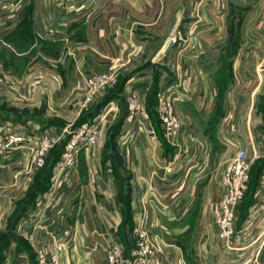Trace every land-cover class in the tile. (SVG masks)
I'll return each instance as SVG.
<instances>
[{"label":"crops","instance_id":"0c3cea01","mask_svg":"<svg viewBox=\"0 0 264 264\" xmlns=\"http://www.w3.org/2000/svg\"><path fill=\"white\" fill-rule=\"evenodd\" d=\"M168 1L0 2V62L12 76L0 91V119L58 133L105 114L101 137L79 153V195L69 205L55 197L58 148L49 152L43 169L32 168L24 157L0 159V234L20 216L15 229L26 243L24 251L16 242L4 244L0 264H24L19 260L25 257L33 264L27 254L43 243L59 254L61 264H104L105 248L140 228L162 241L161 264H264V210L258 208L264 93H244L237 84L247 66L239 52L253 45L237 43L233 29L225 28L217 57H204L207 40L193 37L189 48L179 43V33L157 31L169 15ZM218 27L215 34L221 22ZM234 35L242 39L236 30ZM196 47L203 58L194 60L189 51ZM105 72L117 74V85L82 109L84 76ZM166 88L184 121L176 141L164 135L156 109ZM131 92L149 116L138 133L126 121ZM148 128L155 139L147 136ZM233 135L246 151L250 174L257 168L258 176L250 204L244 206V199L236 210L238 249L227 252L214 213L219 179L236 151L229 144Z\"/></svg>","mask_w":264,"mask_h":264},{"label":"built area","instance_id":"2783aa9c","mask_svg":"<svg viewBox=\"0 0 264 264\" xmlns=\"http://www.w3.org/2000/svg\"><path fill=\"white\" fill-rule=\"evenodd\" d=\"M4 82V74L0 69V85ZM116 82L115 72L102 73L85 79L87 88L85 105L92 103L99 93L113 89ZM174 102V94L166 88L159 93L156 104L162 131L170 141H176L184 134V121L177 113ZM126 103V121L129 131L138 133L140 125L147 122L149 116L135 92L128 94ZM104 119L105 114H97L70 132L58 133L50 132L49 129H27L30 122L14 124L0 119V159L11 162L24 157L29 160L32 168L41 169L44 167L49 152L56 146L62 145L60 159L55 167L52 180L57 201L69 205L79 195L77 175L79 153L93 146L101 137ZM146 134L151 139H155L154 129L148 128ZM230 139L229 144L232 148L235 147L236 151L219 179L222 191L215 204L214 213L217 237L227 252L238 249L236 247L239 242L236 230V210L245 198L250 175L246 151L238 147V139L235 135ZM259 197L261 200L258 208L264 210V186H262ZM133 237L135 243L129 251L118 239L110 243L104 250L103 263L161 264L164 246L159 237L150 235L143 228L135 230ZM66 238L69 239V236ZM65 240L59 245L64 244ZM19 261L28 264L27 257ZM34 262L35 264H61L59 254L50 250L46 243L36 247Z\"/></svg>","mask_w":264,"mask_h":264},{"label":"rangeland","instance_id":"374dc122","mask_svg":"<svg viewBox=\"0 0 264 264\" xmlns=\"http://www.w3.org/2000/svg\"><path fill=\"white\" fill-rule=\"evenodd\" d=\"M165 7L166 14L169 15L167 16V19H164L160 22V24H158L157 31L160 33H168L169 31H172L173 33H176V35L179 33L181 35L179 43H182L184 46H188L189 48H192L193 46L191 43L193 37H198L201 41L202 39L207 40L208 44H205L208 46H205L206 56L204 57L211 58L212 60L217 57L219 44L226 41L225 28L228 30L230 28L233 29L231 39L235 37L237 39V43L252 44L253 47H250L251 49L239 52V56H243L244 60L247 62V66L244 68L245 76L242 80L243 82H240L241 79H238L239 77H237V84L242 83V85L238 88V91L242 89L244 93L250 94L254 89H256L255 95L264 93V0H226L223 3H221V0H171L165 4ZM220 22L222 31L219 34H215V32L219 29L218 25ZM235 30L237 31L238 36L241 35L242 39H239L234 35ZM162 36L165 35L163 34ZM227 36H229V33ZM177 40L178 38L175 36V41L177 42ZM175 44L176 43H173V45ZM199 52H201V50L196 47V50H192V52L189 51V56H192L194 60H197V57H202L201 54L199 56ZM214 64V62L210 63L207 68L208 74L214 68L212 66ZM0 69L4 74L5 81L11 80V74L4 68L1 62ZM98 74L84 76L83 86L81 87L83 96L81 100L82 109L91 106L96 97L101 94L99 93L93 99L92 103L85 105L87 93L85 79ZM248 82L249 85L243 88L246 84H248ZM6 87H8V85L4 82L0 85V91H5L7 89ZM19 92L20 91H18V93ZM237 139L239 140V138ZM257 176L258 172L257 168H255L249 176L250 184H248V191L246 192L247 194L244 198L245 201L243 200L245 202L244 206H248L250 204V197L252 195L253 186L256 183ZM14 221L15 218H13L12 222L9 223L8 231L0 234V260L3 259L4 256L3 250L1 249L4 244L11 241L18 242L21 239L24 240L25 236L22 235V237L20 233L16 231L15 226L13 225ZM262 231H264V229H262Z\"/></svg>","mask_w":264,"mask_h":264},{"label":"trees","instance_id":"16d2710c","mask_svg":"<svg viewBox=\"0 0 264 264\" xmlns=\"http://www.w3.org/2000/svg\"><path fill=\"white\" fill-rule=\"evenodd\" d=\"M82 123V122H81ZM80 123V124H81ZM79 124V125H80ZM57 150H58V152L61 154V151H62V145H60L59 147L57 146V147H55ZM55 149V150H56ZM56 154V156H57V153H55ZM250 176V175H249ZM249 184H250V182H249ZM248 191V190H247ZM247 194V193H246ZM20 219V216H16L15 217V221L13 222V225L15 226V224L18 222V220ZM121 242V241H120ZM16 243H17V250H19V251H21V250H26L25 248V242H24V240H19L18 242L16 241ZM123 245H124V247H125V249L126 250H131L132 248H133V246H134V243H135V241H134V237H132V238H130V239H128V240H122V242H121ZM27 256L30 258V261H32V263L33 264H35V262H34V254H27Z\"/></svg>","mask_w":264,"mask_h":264}]
</instances>
